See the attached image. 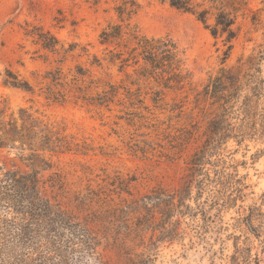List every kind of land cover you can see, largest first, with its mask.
I'll use <instances>...</instances> for the list:
<instances>
[{"label": "rangeland", "instance_id": "374dc122", "mask_svg": "<svg viewBox=\"0 0 264 264\" xmlns=\"http://www.w3.org/2000/svg\"><path fill=\"white\" fill-rule=\"evenodd\" d=\"M208 1L192 0L205 8ZM246 1L237 20L238 36L227 52L224 38H214L194 15L170 7L167 0H137L140 9L131 22L139 34L169 36L190 74L184 90L168 92L154 107L144 92L142 104L130 100L129 92L137 87L107 62L106 47L100 44L102 30L119 23L114 11L118 0H0V110L5 119L27 110L64 129L86 148L85 153L53 155L52 171L40 176L46 181L53 172L65 175L70 185L67 198L100 185L116 203L140 200L158 189L166 193L182 189L212 117V101L204 95L207 85L222 68L235 67L240 59L264 50V0ZM254 14L258 21L253 23ZM207 24H213L211 16ZM33 26L57 38V52L43 50L25 35ZM71 45L74 49L65 54ZM78 68L83 76L77 75ZM55 70L61 73L62 87L52 90L65 95L62 102L46 96L52 83L45 76ZM261 70L264 78V60ZM7 71L27 81L33 92L5 86ZM109 85L118 89L111 103L99 106L82 99L108 91ZM15 154L3 150L0 158ZM221 166L230 177L220 178ZM201 170L197 178L201 184L193 183L186 194L189 208L184 213L151 208L140 221L131 208L121 212L123 235L120 243L112 242L103 250L106 262L132 264L141 254L154 264H264V140L240 145L229 140L219 150L212 147ZM129 229L135 231L131 236ZM168 232L175 237L169 238Z\"/></svg>", "mask_w": 264, "mask_h": 264}, {"label": "trees", "instance_id": "16d2710c", "mask_svg": "<svg viewBox=\"0 0 264 264\" xmlns=\"http://www.w3.org/2000/svg\"><path fill=\"white\" fill-rule=\"evenodd\" d=\"M118 1L114 11L119 23L108 25L99 36L100 44L106 47V60L125 74L131 86L137 87L135 92H129L130 100L142 104L144 92L150 95L154 107H158L168 92L184 90L190 74L184 68L182 53L169 36L139 34L131 22L140 9L137 0ZM167 3L180 12L194 15L214 38L223 37L227 52L240 30L237 20L247 7L246 0H209L210 6L206 8L203 4H193L192 0H167ZM209 16L213 18L212 25L207 24ZM257 17L253 15V23L258 21ZM25 35L35 39L43 50L57 52L59 41L41 27L33 26ZM109 46L113 49L109 50ZM73 49L71 45L64 53ZM263 60L264 50L251 54L245 60L240 59L235 67L222 68L207 85L204 95L212 101L209 113L212 117L204 144L190 160L184 187L167 193L158 189L154 195L130 203L125 200L116 203L100 185L87 186L70 198L65 197L70 191L65 175L53 172L45 181L40 174L52 171L53 155L85 153L86 148L64 134V129L33 117L27 110L20 109L18 116L12 113L7 119L0 110V152H16L12 158H0V264H108L103 250L112 242L120 243L121 212L131 208L140 221L145 218L144 211L151 208L166 207L171 212L184 213L189 208L185 200L193 183L201 184L197 178L202 172L203 158L212 147L219 150L229 140L238 145L264 140ZM94 62L100 65L98 59L94 58ZM77 71V75L85 74L81 68ZM45 78L52 83L47 87V98L64 101L62 92L52 90V86L62 87L60 71H49ZM3 84L33 92L27 81L10 71L6 72ZM117 94V87L109 85L108 91L82 99L101 106L111 103ZM218 163L224 164L222 159ZM218 170L220 178L228 176L223 166ZM47 182L50 192L46 189ZM125 193L131 195L129 190ZM150 221L147 220L149 224ZM128 232L129 236L135 233L132 229ZM167 234L169 238L175 237L173 233ZM135 258L139 260L129 259L132 264L155 263L150 256L142 258L140 254Z\"/></svg>", "mask_w": 264, "mask_h": 264}]
</instances>
